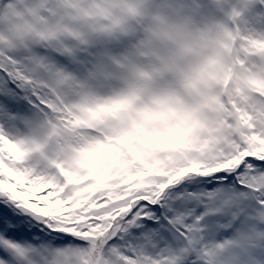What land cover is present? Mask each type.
Segmentation results:
<instances>
[{"label": "snow or ice", "instance_id": "obj_1", "mask_svg": "<svg viewBox=\"0 0 264 264\" xmlns=\"http://www.w3.org/2000/svg\"><path fill=\"white\" fill-rule=\"evenodd\" d=\"M0 264H264V0H0Z\"/></svg>", "mask_w": 264, "mask_h": 264}]
</instances>
